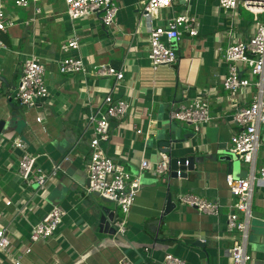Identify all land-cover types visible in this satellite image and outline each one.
<instances>
[{
    "label": "crops",
    "instance_id": "obj_1",
    "mask_svg": "<svg viewBox=\"0 0 264 264\" xmlns=\"http://www.w3.org/2000/svg\"><path fill=\"white\" fill-rule=\"evenodd\" d=\"M4 1L14 24L0 33L5 44L0 49V74L7 81H0V119L4 121L0 127V225L6 227L11 242L6 251L0 250V264H15L18 257L19 264H120L124 256L134 264H143L142 259L159 264L167 253L186 264H230L236 234L226 229V213L235 197L225 177L245 176L248 165L239 159L229 172L218 156L229 150L230 137L238 129L232 113L247 105L256 89L254 85L236 92L223 88L227 65L221 53L228 43L251 36L252 13L240 4L224 9L218 0H173L159 9L151 24L167 25L175 15L188 14L195 17L196 33L182 30L173 43L176 61L153 69L147 57L150 25L142 15L146 0H115L119 11L110 26L103 25L98 15L71 21L63 0L36 2L42 10L33 20V2L21 8L13 0ZM73 33L79 46L63 53L60 44ZM31 53L44 64L48 95L29 107L14 97V88L22 63ZM65 55L80 56L88 69L101 64L122 67L123 78L60 73L57 60ZM242 76L255 79L246 70ZM107 95L129 106L121 119L110 120V136L101 147L133 175L139 173L143 159L151 163L160 159L153 141L157 129L172 123L181 135L193 133L172 152L173 156L194 157L193 169L185 177L169 172L164 178L143 170L120 237L100 231L90 206L92 194L82 189L94 135L90 116L104 110ZM193 98L206 99L210 113L218 116L198 130L170 117L173 108ZM258 132L256 167L264 165V124ZM14 139L22 140L23 149L37 156L42 170L60 163L62 171L49 177L43 189L20 177L18 159L24 150L12 145ZM178 192L219 200L221 214H204L179 203ZM168 194L174 208L162 215ZM53 205L65 211L62 222L53 236L31 243L25 252L32 225ZM118 211L121 216L119 207ZM251 213L247 264H264V186L253 187Z\"/></svg>",
    "mask_w": 264,
    "mask_h": 264
},
{
    "label": "built area",
    "instance_id": "obj_2",
    "mask_svg": "<svg viewBox=\"0 0 264 264\" xmlns=\"http://www.w3.org/2000/svg\"><path fill=\"white\" fill-rule=\"evenodd\" d=\"M43 0H13L15 7L27 8L33 2V20L41 12V6L36 2ZM65 13L73 21L80 17L98 15L103 25L110 26L115 22L119 6L115 0H63ZM173 0H146L142 5V15L149 23L148 30V59L152 68L161 65L173 64L177 55L173 45L182 32L186 30L190 35L196 33L194 27L195 17L188 14H178L172 17L167 25H152L153 18L158 15L161 8L171 5ZM187 3L191 0H179ZM224 9H234L241 5L253 15L254 30L245 40L232 41L222 50V58L227 65V72L222 80L224 89L236 92L240 89L254 85L255 93L247 105L238 107L232 118L238 129L230 137L229 150L248 165V172L243 177L226 175L225 184L235 201L228 206L226 213V229L234 232L230 247V264H247L250 259L248 252V236L251 213V197L255 185L264 186V165L256 167L255 157L259 147V127L264 124V0H218ZM14 24V19L7 15L5 1L0 0V33L6 31L8 26ZM79 38L73 33L60 44L63 53L77 49ZM0 37V49L4 48ZM221 48H219L220 50ZM60 73H89L99 77H114L116 81L123 78V68L113 65L101 64L93 69H88L80 56L65 55L57 60ZM246 70L255 76L250 80L242 76ZM45 67L41 58L34 53L28 54L21 67L18 83L14 88V97L23 105L34 106L38 99L48 95L44 78ZM1 88V82H0ZM105 108L90 116L94 121L93 137L90 140V155L87 165V183L82 189L87 194L97 192L99 195L113 201L119 207L122 215L114 222L116 232L124 233L127 217L134 203L137 191L140 188V174L143 170L152 171L157 177L164 178L170 171V157L160 151V159L155 163L143 159L140 163L138 174H131L121 163L112 160L102 149L101 142L110 136V120L121 119L126 113L129 104L122 99H114L112 95L104 98ZM171 119L191 125L198 130L203 124L213 121L218 116L210 113L209 103L204 98H193L180 103L170 112ZM40 120V117H37ZM12 145L23 149V141L14 139ZM24 150V149H23ZM36 155L25 150L18 159V173L28 185H36L37 190L44 188L47 179L62 171L60 163L53 164L49 171L42 170L36 164ZM187 164V161L185 162ZM177 176L181 170L177 169ZM177 201L181 204L195 208L201 213L217 216L221 214L223 204L219 200L209 199L192 192H178ZM65 211L58 205H53L43 217L32 225L29 234V245L25 252L31 249V243L46 240L53 236L57 227L62 222ZM10 237L6 227L0 225V250L6 251L10 245ZM19 257L14 261L19 264ZM120 264H134L127 257H122ZM161 264H186L185 260L167 253Z\"/></svg>",
    "mask_w": 264,
    "mask_h": 264
},
{
    "label": "water",
    "instance_id": "obj_3",
    "mask_svg": "<svg viewBox=\"0 0 264 264\" xmlns=\"http://www.w3.org/2000/svg\"><path fill=\"white\" fill-rule=\"evenodd\" d=\"M0 81L6 83V78L0 74ZM3 120L0 119V127L3 125ZM193 135L192 132L184 133L181 135L180 128L170 123L166 127H161L156 130L153 141L156 142L160 151L167 153L170 157V175L173 177H185L188 170H192L194 167V157L192 156H173L172 152L175 151L182 145L186 140ZM219 160H223L227 164L228 171L230 172L234 164L239 160L238 156L232 153L230 150L224 151L223 155L218 156ZM187 161V164L185 162ZM180 169L181 173L177 176L176 170ZM97 197V198H96ZM91 208L95 214V219L98 222V227L100 231L102 230L106 234L111 236L119 235L122 236L123 233H117L114 222L119 218V211L117 205L99 195L97 192L93 193L91 196ZM172 208H174L171 202V195L168 194L167 202L162 215H166ZM198 244V243H197ZM143 264H154L150 263L145 259H142ZM157 264V263H155ZM161 264V263H159Z\"/></svg>",
    "mask_w": 264,
    "mask_h": 264
}]
</instances>
